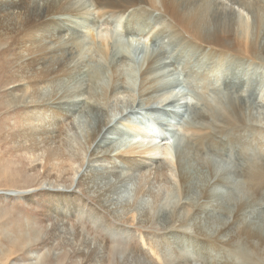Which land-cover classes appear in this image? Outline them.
<instances>
[{
	"label": "bare ground",
	"instance_id": "6f19581e",
	"mask_svg": "<svg viewBox=\"0 0 264 264\" xmlns=\"http://www.w3.org/2000/svg\"><path fill=\"white\" fill-rule=\"evenodd\" d=\"M0 12L2 22L26 20L17 56L31 74L34 100L27 107L22 134L31 150L44 151L47 168L55 173H65L64 164L74 156V142L65 138L60 120L61 105H71L73 97L81 96L87 106L100 111L107 102L123 101L135 92L130 96L133 102L138 99L151 106L178 95L175 87L181 82L195 91L192 97L198 100L208 92L202 84H208L210 71L223 70L230 62L254 65L255 74L261 67L253 109L247 112L243 102L250 82L239 76L240 70L234 71L243 88L227 89L223 110L204 98L197 111L196 100L192 111L201 123L210 125L203 122L205 127L199 123L201 127L188 129L180 150L173 148V153L169 143L177 136H167V126L165 136L149 121L144 127L132 124L128 128L136 133V143L114 155L92 151L98 166L90 164L81 176L88 179L104 170L99 174L116 179L135 174L141 182L151 181V176L178 183L180 199L169 213L167 232L157 236L161 244L155 247L164 263L171 259L170 264H201L196 257L203 256L199 261L207 264H264V211L253 213L256 218L251 213L253 207H264V114L259 109L264 106V0H0ZM132 43L143 45L137 61L131 56ZM165 51L172 55L165 56ZM215 73L216 79L210 77L211 90L223 76ZM78 77L75 90L69 85ZM96 133L93 140L89 138L93 143ZM224 151L228 157L219 158ZM182 232L185 238H172ZM114 250L123 253L121 248ZM92 252L101 254V243ZM143 256L139 264H155Z\"/></svg>",
	"mask_w": 264,
	"mask_h": 264
},
{
	"label": "rangeland",
	"instance_id": "374dc122",
	"mask_svg": "<svg viewBox=\"0 0 264 264\" xmlns=\"http://www.w3.org/2000/svg\"><path fill=\"white\" fill-rule=\"evenodd\" d=\"M0 15L2 17L3 13L0 12ZM25 22L26 20L22 23L13 20L11 24V19L3 22L0 19V264H139L138 260H144L143 255L150 257L155 264H170L172 260L168 259L169 263H164L156 253L155 247L161 244L157 236L167 232L169 213L173 211L176 199H180V195L177 196L178 183L172 178L166 183L158 179L152 180L151 176L148 177L151 181L146 178L141 182L135 174L116 179L104 173L99 174L104 170L98 171L97 176L85 179L81 176L85 169H88L90 164L98 166L92 161L91 153L94 151L97 155L107 152L114 155L125 150L134 144V141L136 143V133L134 134L128 126L144 127V123L146 125L148 121V124L153 126L156 124L154 127L161 129L162 135L166 136L163 128L167 126L166 133L170 132L167 136H177L176 141L174 139L169 141L175 153L186 143L185 135L188 129L205 127L202 125L203 122L210 125L207 121L201 123L202 120L195 111H192L196 110L192 107L197 105V101L200 108L197 111H201L203 104L200 102L204 98L208 99L207 101L205 99L206 102L223 110L228 104L225 99L228 97L227 89L232 91L238 86L243 88L242 80L237 78L245 76L246 82H250L248 84L250 88H247L248 90L244 88L247 90L245 92L247 96L245 95L243 102L246 111L248 108L253 109L252 102L256 97L254 93L260 86L257 81L262 78L259 71L262 72L263 69L256 67L255 74L254 65L248 67L239 62L240 64L234 63L231 66L233 62H230L225 64L227 69L230 68L228 70L224 68L225 71L222 69L210 71L214 77L215 72H220L219 76L223 75L222 80L221 77L217 78L218 82L221 80L220 85L218 84L220 87L213 84L217 89H209L211 86L209 82L213 77L211 79L207 73L210 80L208 78L209 81L206 80L208 84L202 86L208 88V92L206 90V96L198 100L192 97L195 91L181 82L179 87H175L178 95L171 96L172 98L163 104L159 102L162 105L158 102L154 103L155 105L150 104L151 106L144 105V101L138 99L133 102L134 97L131 99L130 96L132 93L135 95V92H131L125 100L107 102L104 109L97 111L87 106V102L84 98L81 99V96L79 99L73 97L72 106L61 105L63 114L60 120L63 121L62 130L65 132V138L72 139L76 148L73 147L74 156L71 163L67 161L64 164L67 170L65 173L60 172L59 175L60 173H55L56 169L47 168L44 151L31 150L24 140L25 132L22 134L27 107L34 100L31 96L33 89L30 84L31 74L24 69L26 65L24 66L17 56L19 41L26 28ZM131 45L129 46L131 56L138 60L144 52L143 45L134 43ZM153 48L154 44L149 47L151 50ZM169 55H172L171 52L165 51V56ZM88 63L93 68L97 67L92 61ZM231 68H234L233 71ZM204 69L209 72L207 68ZM237 70L243 74L239 73L238 76ZM243 71H246L247 75H244ZM224 72L228 74L225 76L226 80L223 78ZM232 72L233 75L230 74ZM179 76L182 77L181 74ZM74 79L69 86L72 88L76 86L73 88L76 90L80 77ZM213 82L218 83L214 80ZM217 90L219 91L215 92ZM188 97H192L193 100L192 98V101L189 100ZM259 109H262L264 114V106ZM173 111H178V114L172 115ZM212 120L214 123L215 119ZM193 123H197L196 126ZM111 131L113 136L109 137ZM94 133L98 136L93 143ZM227 155H229L227 151H224L219 158L228 157ZM68 193L72 196H69L71 199L66 198ZM65 198L71 202H65ZM163 203L169 204L162 206ZM263 211L264 207H253L251 213L255 216L253 213L261 214ZM121 230H127L128 233L123 234ZM114 231L118 234L116 235ZM186 236L185 232H182L174 234L172 238L177 240V237L182 239ZM98 243L102 245V253L97 255L92 250ZM118 248L122 249V254L114 250ZM138 251L143 255H138ZM202 257L197 256V262L207 264L203 262L204 259L199 261Z\"/></svg>",
	"mask_w": 264,
	"mask_h": 264
}]
</instances>
